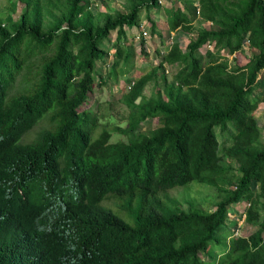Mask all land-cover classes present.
<instances>
[{
	"label": "trees",
	"instance_id": "trees-1",
	"mask_svg": "<svg viewBox=\"0 0 264 264\" xmlns=\"http://www.w3.org/2000/svg\"><path fill=\"white\" fill-rule=\"evenodd\" d=\"M177 1L164 8L168 33L191 32L197 10L211 24L127 76L126 125L100 131L96 112L80 108L96 81L130 71L125 28L159 1L127 0L114 14L94 12L93 0L0 7V264H264V137L254 115L264 102V0ZM112 30L104 76L97 62ZM245 43L256 50L245 63L223 55ZM165 65L177 68L171 80ZM158 75L162 87L146 96ZM47 116L50 126L24 140ZM148 119L157 126L146 133ZM112 131L126 138L111 141ZM191 181L213 189V209L162 198ZM112 198L117 209L104 203ZM244 200L243 219L256 229L234 235L228 211Z\"/></svg>",
	"mask_w": 264,
	"mask_h": 264
},
{
	"label": "rangeland",
	"instance_id": "rangeland-1",
	"mask_svg": "<svg viewBox=\"0 0 264 264\" xmlns=\"http://www.w3.org/2000/svg\"><path fill=\"white\" fill-rule=\"evenodd\" d=\"M8 1L9 0H0V7H7L9 5ZM126 4L127 0H93L91 8L94 12L98 10L102 13L108 12L114 14L115 11L126 12L128 10ZM160 5L161 7L158 10L155 8H150L149 10H146L144 7H142L139 11L140 26L136 25L129 28H125L127 30V36L124 41L126 44L125 46L131 47V49L134 51L131 60L132 67L130 71L125 74H118L117 78L112 75L108 78H104L103 81H96L93 86V90L89 92L86 103L81 106V110L91 109L98 115L99 125L97 131H100L103 128L113 129L115 125H126L128 109L123 102V94L128 89V83L126 81L127 76L136 79L139 76L147 73L152 69L153 66L157 65L160 60V54H158L157 51H165L171 41L174 42L177 38H180L182 45L186 46L189 39L196 35L197 30L201 26L209 25L208 22H202L203 20H201V16L196 12V14H194V16L192 17L193 28L191 32L185 33L181 30H176L168 33L164 8H168L174 5L181 6V3H179V1L177 0H163ZM22 9L23 3L21 1H17V8L12 13V17L14 20L18 18ZM151 22H154L156 28L155 33L151 31ZM142 25L148 33V35L143 38L145 52L141 49V47L143 46V44L141 45V40L136 39L135 37L136 33L139 31V28ZM115 37L116 31L112 30L109 34V38L104 40V43L106 46H108L110 53L105 62H97V67L104 76H106L109 69V64L111 63L113 58L114 48L112 46V42L115 40ZM204 50L205 47L203 45L201 47V51L204 52ZM255 52V49L248 47V45L245 43L243 45L242 50L234 53H228L223 51V55L228 58L231 63L237 62L243 64L248 61L251 55ZM176 69L177 68L175 65H165L164 71L167 80H171L172 75ZM258 80H260V87L258 91L260 92V94H264V70L259 72ZM156 83L159 84L160 87H162L161 75H158V78L156 80L149 81L146 84L143 93L146 96H149L151 92L158 87ZM254 115L261 128L263 138L264 102L259 103L257 109L254 111ZM49 126L50 123L47 116V119H41L32 129L27 132V134L24 135V140L32 138L36 134V131L38 129ZM156 126L157 122L155 120L148 119L142 122L141 130L147 133ZM125 138L126 137L122 133L112 131L110 140L116 141ZM162 198L172 199L169 201L167 200V202H179L183 209L200 208L205 210L213 209L214 201L219 199L216 193L213 191V189L210 188L209 185L200 183L198 181H191L189 184L184 186H175L172 189L166 191L164 194H162ZM120 199L123 203H125L124 198ZM114 201L118 202L117 200L112 198L110 200L105 201L104 203L107 205L110 204L113 209H117V206L113 205ZM247 204V201L244 200L230 206L227 219L229 233L234 234L236 231H238V235L247 236L256 229V226L246 223L242 218V215H240V213L245 209ZM115 212L120 216L125 217L123 214L117 211ZM127 220L129 221V219ZM203 258L206 259L205 256Z\"/></svg>",
	"mask_w": 264,
	"mask_h": 264
},
{
	"label": "built area",
	"instance_id": "built-area-1",
	"mask_svg": "<svg viewBox=\"0 0 264 264\" xmlns=\"http://www.w3.org/2000/svg\"><path fill=\"white\" fill-rule=\"evenodd\" d=\"M158 1H159V4L163 2V0H158ZM196 12L199 13L198 10H197ZM208 24L210 25L211 22H208ZM147 35H148L147 31L144 29V26L142 25V26L139 28V31L136 33L135 37H136V39L141 40V39L145 38ZM212 46H213V44H211V43H206V44L204 45L205 50H206V49H210V48H212ZM205 50H204V51H205ZM200 51H201V48H200ZM201 52H202V51H201ZM248 205H249V204H247V206H248ZM240 215H242V218H244V216H245L244 210L240 213ZM236 230H238V229H236ZM234 235H238V231H236V232L234 233Z\"/></svg>",
	"mask_w": 264,
	"mask_h": 264
},
{
	"label": "clouds",
	"instance_id": "clouds-1",
	"mask_svg": "<svg viewBox=\"0 0 264 264\" xmlns=\"http://www.w3.org/2000/svg\"><path fill=\"white\" fill-rule=\"evenodd\" d=\"M129 87V86H128Z\"/></svg>",
	"mask_w": 264,
	"mask_h": 264
}]
</instances>
